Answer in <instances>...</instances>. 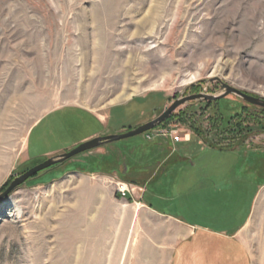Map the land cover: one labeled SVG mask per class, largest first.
<instances>
[{
  "label": "rangeland",
  "instance_id": "1",
  "mask_svg": "<svg viewBox=\"0 0 264 264\" xmlns=\"http://www.w3.org/2000/svg\"><path fill=\"white\" fill-rule=\"evenodd\" d=\"M222 83L264 100V0H0V195L49 160L24 156L48 112L112 111L109 136L121 135L177 100L221 96ZM164 129L180 144L148 139ZM160 141L172 147L165 158L196 164L183 167L192 177H226L235 190L261 182L239 238L252 264H264V108L232 94L189 102L153 130L103 145L93 166L74 159L94 149L20 185L0 202V264H166L152 245L159 221L117 192L118 183L139 191L133 180L149 178Z\"/></svg>",
  "mask_w": 264,
  "mask_h": 264
},
{
  "label": "crops",
  "instance_id": "2",
  "mask_svg": "<svg viewBox=\"0 0 264 264\" xmlns=\"http://www.w3.org/2000/svg\"><path fill=\"white\" fill-rule=\"evenodd\" d=\"M112 116V111L98 114L79 105L56 108L31 128L24 156L33 162L51 159L95 138L109 136ZM160 138L153 137V140ZM169 141L172 147L180 144ZM159 143L163 157L159 156L158 161L149 165L146 181L133 180L141 188L127 198L136 196L137 200L133 201L138 212L159 221L155 229L163 235L158 241H152V245L160 253L162 250L168 253L166 264H252L239 233L251 219L261 182L247 178L248 186L235 190L226 177H192L184 173L183 167L191 169L196 164L185 158L175 161L169 156L165 158L166 149L172 147ZM238 150L245 148L217 151ZM104 152L102 146L82 155L85 161H74L93 166ZM179 164L176 177L170 175V169Z\"/></svg>",
  "mask_w": 264,
  "mask_h": 264
},
{
  "label": "water",
  "instance_id": "3",
  "mask_svg": "<svg viewBox=\"0 0 264 264\" xmlns=\"http://www.w3.org/2000/svg\"><path fill=\"white\" fill-rule=\"evenodd\" d=\"M222 88L225 91L221 96L215 97V96H208L205 94H199V95H194V96H190V97H185L183 99L175 101V103L169 109H167L160 117H158L156 120H154V121H152L146 125L140 126V127L136 128L132 131H129V132L121 134V135H112V136L99 137V138L93 139L91 141H88L86 143L79 145L78 147L74 148L73 150H71L67 153H64V154L59 155L55 158H51V159L47 160L45 163L33 168L32 170H30L26 174L22 175L21 177L16 178L10 184L8 189L0 195V202L3 201L4 199H6V197L11 195L20 185L25 183L27 180H29L30 178H32L33 176H35L39 172H42V171L49 169V168H51V167H53L59 163H62V162L67 161L69 159H72V158H74V157H76L82 153H85V152L91 151L93 149L99 148L103 145L118 142L121 140H125L128 138H132L135 136L145 134V133L153 130L158 125L162 124L179 107H181L182 105H185L189 102H193V101H216V100L223 99V98L232 94V95H236L237 97L241 98L242 100H244L245 102H247L251 105H255V106H259V107L264 108V100L263 99L256 98V97L250 96L248 94H245V93L239 91L238 89L233 88V87H231L227 84H224V83H222Z\"/></svg>",
  "mask_w": 264,
  "mask_h": 264
},
{
  "label": "built area",
  "instance_id": "4",
  "mask_svg": "<svg viewBox=\"0 0 264 264\" xmlns=\"http://www.w3.org/2000/svg\"><path fill=\"white\" fill-rule=\"evenodd\" d=\"M156 131V132H155ZM153 134H150L148 136V139H151L153 137H165L168 138L170 137L174 143H180L181 139L178 136H174V131L169 132L168 130L164 129L161 131L155 130ZM134 188L132 186L124 184V183H118L117 184V192L121 198H127L129 194H131V191H133Z\"/></svg>",
  "mask_w": 264,
  "mask_h": 264
},
{
  "label": "trees",
  "instance_id": "5",
  "mask_svg": "<svg viewBox=\"0 0 264 264\" xmlns=\"http://www.w3.org/2000/svg\"><path fill=\"white\" fill-rule=\"evenodd\" d=\"M117 166H115V169H114V167H112V168H110V170H112L113 172H118V170L117 169H119V167H117ZM100 169V168H99Z\"/></svg>",
  "mask_w": 264,
  "mask_h": 264
}]
</instances>
